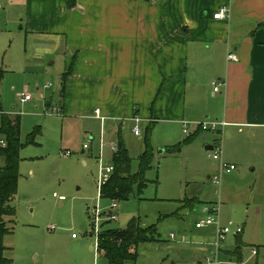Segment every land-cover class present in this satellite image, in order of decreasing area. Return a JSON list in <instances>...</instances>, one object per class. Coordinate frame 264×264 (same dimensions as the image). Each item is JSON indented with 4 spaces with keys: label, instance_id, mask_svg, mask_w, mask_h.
<instances>
[{
    "label": "rangeland",
    "instance_id": "obj_1",
    "mask_svg": "<svg viewBox=\"0 0 264 264\" xmlns=\"http://www.w3.org/2000/svg\"><path fill=\"white\" fill-rule=\"evenodd\" d=\"M0 2L6 4V12L1 18L3 21L7 19L0 23V105L10 116L19 115L22 143L27 142L29 135H34V142L27 143L19 153L17 193L12 201L16 212L13 222L8 223L12 233L4 238V246L7 247L4 255L10 260L9 264H106L102 256L90 250L96 245V236L92 233L93 206L96 203L103 211L100 229L107 220H110L106 224L109 227L125 228L133 217H139L144 225L156 226L157 241L139 244L134 264H206V256L213 255L211 229L195 227V223L204 216L202 204L197 202L192 207L186 206L183 196L196 195L200 201L208 202L218 200L214 196L215 187L206 179V174L213 175L219 170V162L209 156L211 150L203 149L202 152L188 146L189 143L183 145L178 153L165 152L164 156H154L152 168L146 173L149 182L143 192L117 202V206L112 208V202L100 199L97 193L99 160L110 162L112 144L103 148L100 159L96 145L88 155L90 150L83 149V145L90 147L95 140L88 143V134L84 131L97 130L98 125L93 123L90 128L82 125L78 116L62 112L61 76L66 69L63 48L55 46L47 38L27 35L20 28L23 26L21 18L26 0ZM19 93L28 94L30 99L21 101ZM223 120L211 118L201 121ZM201 121L184 120L189 125L184 126L181 122V131L166 123L154 124L151 132L154 152L157 148L173 145L163 140L166 134L170 138L183 136V129L188 131L191 124ZM133 125L125 122L122 128L131 158V173L137 170L146 123H139L140 136L131 133ZM223 131L218 136L207 132L203 141L200 136L195 139L207 144L211 143L212 137L220 138L222 159L226 162L225 151L235 154L226 149ZM64 152H69V156ZM234 160L236 171L246 173L230 189L232 195L224 185L226 174H222L218 215L222 224L231 223L232 227L221 247L231 250L235 239L240 237L242 262L264 264V191L258 190L257 183L251 191L254 174L248 164L254 157L237 156ZM54 193L65 199L60 202ZM226 196L233 200L235 213L232 210L231 215L228 214L230 206ZM237 226H241L243 231L235 236L233 232ZM252 247L259 249L257 259L252 254ZM219 261L225 263L222 253Z\"/></svg>",
    "mask_w": 264,
    "mask_h": 264
},
{
    "label": "crops",
    "instance_id": "obj_2",
    "mask_svg": "<svg viewBox=\"0 0 264 264\" xmlns=\"http://www.w3.org/2000/svg\"><path fill=\"white\" fill-rule=\"evenodd\" d=\"M228 3L230 18L214 19L217 8ZM2 5L0 23L7 21L1 18L6 12L5 2ZM25 7L20 28L62 47L65 68L72 62L62 112L78 116L90 128L98 125L97 130L84 131L91 143L95 140L88 155L96 145L99 158L101 128V155L106 145L113 148L117 139L124 142L123 125L134 123V116L140 123L162 122L180 131L184 120L224 118L226 149L235 154L224 153L226 162L235 165L225 173L226 189L246 173L236 171L234 157L252 156L251 191L256 183L264 191V0H76L72 8L66 0H26ZM229 52L236 61L227 60ZM212 82L220 83L217 92ZM96 109L105 117L102 124ZM185 136L166 134L163 140L174 144ZM199 136L203 141L207 132ZM214 142V137L207 144L195 139L188 146L203 152ZM164 153L157 148L154 156ZM186 199L202 205L214 202L200 201L196 195H184ZM227 199L231 215L233 200ZM208 228L214 240V229ZM253 248L257 259L259 249ZM226 251L221 247L222 255Z\"/></svg>",
    "mask_w": 264,
    "mask_h": 264
},
{
    "label": "trees",
    "instance_id": "obj_3",
    "mask_svg": "<svg viewBox=\"0 0 264 264\" xmlns=\"http://www.w3.org/2000/svg\"><path fill=\"white\" fill-rule=\"evenodd\" d=\"M67 6L72 8L76 5V0H66ZM72 62L62 73L61 96H64V83L66 77L72 71ZM0 72V77H1ZM154 122L145 125L142 144V152L138 155L137 170L130 172L131 158L128 150L121 139L116 140V151L113 152L110 163L113 171L108 180L100 188V199L109 202H122L128 200L134 194H141L146 188L149 180L146 173L152 168L154 158V148L151 144V132ZM35 132V130H34ZM201 131L195 130L187 134L183 140L165 148L167 153H178L183 145L191 143ZM33 134L28 136L24 144L20 140V118L19 115L10 116L4 113L0 105V139L4 145H0V264H9L10 260L4 255L7 247L4 246V238L12 233L9 222H13L15 207L12 201L17 193L19 178L20 150L27 144L33 143ZM156 182V181H155ZM192 207L194 200L186 199L183 203ZM8 217V219H6ZM102 224L97 236L98 255L102 256L106 264H134L137 261V247L139 244L157 241V231L154 224L143 225L139 217L131 218L125 228H113ZM235 246L228 250L222 257L236 260V264H241V239H235ZM256 264V263H254Z\"/></svg>",
    "mask_w": 264,
    "mask_h": 264
},
{
    "label": "built area",
    "instance_id": "obj_4",
    "mask_svg": "<svg viewBox=\"0 0 264 264\" xmlns=\"http://www.w3.org/2000/svg\"><path fill=\"white\" fill-rule=\"evenodd\" d=\"M229 2H232V0H229ZM3 10V5L0 2V15L2 13ZM231 15V8H230V4L228 3L227 5H222L219 6L216 10V12H214L213 14V18L214 19H229ZM227 60L229 61H236L237 58L236 56L232 53L229 52L227 54ZM213 84V91L217 92L220 86V83H216V82H212ZM19 98L21 101H27L30 99V96L26 93H21L19 94ZM94 114L96 115L97 118L100 119L101 124L104 122L105 117L100 116L99 115V111L98 109H96L94 111ZM132 120L134 121V127L132 129L133 133L137 136L141 135V131L139 129V123L141 121V119L138 116H134L132 118ZM182 124L184 126L189 125L186 122H182ZM228 123L223 120L221 122H209V121H201L198 123H194L191 124L192 129L190 130H186L183 129L184 134H190L192 132V130H201L202 132H211L215 135H220L223 131V129L225 128V126H227ZM103 128H101V134H100V152H99V159L101 158V150L103 147ZM91 137H88V143L91 142ZM219 140L220 138H215V142L211 145V154L209 155L212 159L217 160L219 162V170L218 173L213 174L209 177V181L210 183L215 187V196L218 199L216 202L210 203V204H203L202 205V213L204 214L203 218L195 223V227L196 228H205V227H213L214 229V240L211 243V247H212V251H213V255L209 256L207 255L205 260H206V264H222L219 261V254L221 251V242L224 241L225 236L231 232V227L232 224L228 223V224H222L219 220V198L221 195L220 192V188H221V177L223 173H229L231 171H233L235 169V165L233 164H229L227 162H225L222 159V148L219 144ZM0 145H4V141L2 139H0ZM89 146L87 144L83 145V149H88ZM116 151V145H114L113 147V152ZM65 156H69V152H64ZM113 171V166L110 162L108 163H103L102 160H99V176H98V183H97V193L98 196L100 198V188L101 186L108 180L110 174ZM54 196L57 197V199L62 202L65 198L62 195H56L54 193ZM117 206V203L112 202L111 207L115 208ZM102 212L99 209L98 203H96L93 206V226H92V233L96 236V245L93 246V250L96 251L97 249V236L99 233V223L101 220V215ZM109 215L112 216V212L109 211L108 212ZM243 228L241 226H237L234 230V234L238 235L240 233H242ZM73 237H75V235H72ZM172 237V234H171ZM252 254L255 255L256 254V250L253 248L252 249ZM224 264H231L230 262H225Z\"/></svg>",
    "mask_w": 264,
    "mask_h": 264
},
{
    "label": "water",
    "instance_id": "obj_5",
    "mask_svg": "<svg viewBox=\"0 0 264 264\" xmlns=\"http://www.w3.org/2000/svg\"><path fill=\"white\" fill-rule=\"evenodd\" d=\"M211 148H212V146H210V145H207L204 147L205 150H211ZM163 151H165V150L160 149V152H163ZM91 250H93V246L91 247Z\"/></svg>",
    "mask_w": 264,
    "mask_h": 264
}]
</instances>
